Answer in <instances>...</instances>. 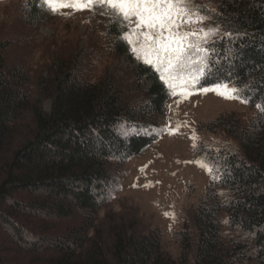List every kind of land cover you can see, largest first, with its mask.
Returning a JSON list of instances; mask_svg holds the SVG:
<instances>
[{"label":"trees","instance_id":"trees-1","mask_svg":"<svg viewBox=\"0 0 264 264\" xmlns=\"http://www.w3.org/2000/svg\"><path fill=\"white\" fill-rule=\"evenodd\" d=\"M208 1L200 2L203 14L233 33L216 38L214 58L233 73V83H254L247 94L252 111L248 118L221 114L198 124V131L225 141L198 140L193 149L214 171L173 249L120 213L105 225L99 220L100 209L113 203L118 168L164 131L171 95L160 74L133 57V45L118 38L110 20L103 29L107 56L134 63L122 82L90 75L67 40L33 45L26 61L17 62L11 39L0 37V264H264V113L256 107L264 103V0ZM21 8L25 26L45 21L41 0H24ZM50 61L55 70L36 75L34 67ZM213 83L203 79L190 90ZM126 123L135 127L121 136Z\"/></svg>","mask_w":264,"mask_h":264},{"label":"rangeland","instance_id":"rangeland-1","mask_svg":"<svg viewBox=\"0 0 264 264\" xmlns=\"http://www.w3.org/2000/svg\"><path fill=\"white\" fill-rule=\"evenodd\" d=\"M23 2L0 0V37L11 39L9 53L17 62L26 61L27 56L32 54L33 45L52 41L54 37L67 40L69 49H72L69 52L74 51L78 61L87 65L90 75L101 77L108 74L121 82L130 77L134 67L130 58L106 54L103 29L109 19L100 14L104 9L99 6L95 12L63 9L62 12L66 13L63 15L53 14L46 8L45 21L32 29L25 26L21 19ZM200 2L209 1L195 0L196 4L201 5ZM98 54L101 56L98 57ZM66 55L68 53L63 56ZM133 57L136 59L135 55ZM52 63L36 66L34 72L49 76V71H54L57 64ZM138 88L137 85L133 87L132 93L138 94ZM190 91L192 94L187 98L179 95L169 98L161 121L164 131L157 143L143 155L118 168L113 203L99 211V220L103 225L120 213L127 223L135 222L144 229L158 232L166 246L173 249L176 234L188 217V211L204 193L208 180V171L194 157V144L199 140L202 144L217 146L225 141V136L218 133L198 131V124L221 114L235 113L241 118H248L252 111L240 100L225 99L215 91ZM43 108L49 111V100L43 102ZM170 130H174L172 134Z\"/></svg>","mask_w":264,"mask_h":264},{"label":"snow or ice","instance_id":"snow-or-ice-1","mask_svg":"<svg viewBox=\"0 0 264 264\" xmlns=\"http://www.w3.org/2000/svg\"><path fill=\"white\" fill-rule=\"evenodd\" d=\"M97 6L104 9L100 14L117 27L118 38L133 45L131 50L136 59L160 74L159 79L167 85L171 96L187 98L192 94L190 89L201 80L213 78V86H202V92L215 91L225 99L250 102L247 94L255 87L254 83L240 79L233 83V73H225L219 66V58H214L216 38L222 41L225 37L231 38L233 33L222 31L215 17L203 14L205 5L196 4L195 0H41V7L53 14L66 15L63 9L95 12ZM207 20L213 23L205 26ZM256 107L264 113V103ZM133 127L126 123L119 134L128 136ZM197 163L213 174L214 165L206 161ZM213 178L217 177L213 175Z\"/></svg>","mask_w":264,"mask_h":264}]
</instances>
